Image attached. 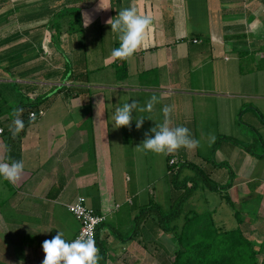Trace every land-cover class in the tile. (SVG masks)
Here are the masks:
<instances>
[{"label": "crops", "instance_id": "0c3cea01", "mask_svg": "<svg viewBox=\"0 0 264 264\" xmlns=\"http://www.w3.org/2000/svg\"><path fill=\"white\" fill-rule=\"evenodd\" d=\"M246 1L204 0L206 23L202 29L191 14L199 0H101V6L107 9L99 7L100 0H0V161L24 163L21 178L14 185L0 181V264H41V244L57 231L72 240L79 223L66 205L79 196L105 217L97 232L102 257L98 264H162L167 251L162 240L167 239L174 250L173 236L156 234L142 221L135 226L134 220L138 206L146 202L147 196L142 193L147 189L149 194L148 177L143 170L139 175L138 161L132 159V170L126 175L124 163H114L116 152L113 158L110 149L101 147L102 136L95 132L94 123L82 126L91 117L87 108H106L103 103L110 106L116 93H126L125 102L136 100L138 108L146 104L145 94L156 95L159 103L174 97L179 102L168 105L177 110L178 120L193 119V108L187 112L188 97L203 99L207 95L197 86L181 89L180 82L187 77L186 71L191 74L192 68L202 66L199 62L204 52L225 66L219 75L227 76L238 90L236 98L229 94L232 88L212 91L220 96L225 93L228 99L222 107L227 109L224 115L218 112L215 117L226 119L225 124L232 121L235 126L236 116L247 102L254 103L262 117L246 120L250 131L243 134L244 139L226 136L225 150L218 147L215 154L222 158L216 165L225 162L229 166L227 196L233 191L235 199H229L238 206L242 220L239 227L255 250H260L258 260L264 259V70L241 71L237 56L241 51H257L255 59L262 54L258 50L264 46V0ZM129 6L140 15L150 16L152 23L142 45L122 59L125 70L119 80L116 68L121 63L110 55L118 40L106 20ZM68 10L79 12L72 13L80 18L78 33L67 29L66 17L60 18L58 30L52 26L55 16ZM82 13L91 17L87 27L83 26ZM85 36H94V40L87 39L88 44L101 45L105 51L88 55ZM230 59L235 62L233 68ZM105 69L111 76L103 75ZM95 72L100 77L89 78ZM246 79L249 88L244 92ZM3 91L10 95H3ZM248 92V100L243 99L247 95L242 94ZM18 93L27 98L28 104L53 97L46 101L48 106L41 102L33 109L40 110L33 122L27 114H20L27 125L13 138L9 133L12 113L23 106ZM183 96L184 103H180ZM54 104L63 106L62 111L67 107V112H62L60 120H40ZM136 118H144V111H139ZM101 163L109 167L103 182ZM121 175L122 190L118 189ZM106 193L113 196L112 206V201L105 205Z\"/></svg>", "mask_w": 264, "mask_h": 264}, {"label": "rangeland", "instance_id": "374dc122", "mask_svg": "<svg viewBox=\"0 0 264 264\" xmlns=\"http://www.w3.org/2000/svg\"><path fill=\"white\" fill-rule=\"evenodd\" d=\"M244 2L246 0H241ZM204 0H199L196 10L194 12H191L193 15L192 18L194 20V23L197 19V23L199 26H201L202 29H205V10H204ZM247 3V1H246ZM263 9V8H262ZM261 9V10H262ZM71 10H68L66 14H63V17H66V21L69 23V21L74 20L75 14L70 13ZM57 17L55 16V19ZM195 18V19H194ZM57 20V19H56ZM193 23V24H194ZM189 24V23H188ZM74 28L77 27V25L73 24L72 25ZM71 27V26H70ZM68 27L67 29L69 30ZM95 29V27H94ZM93 28L89 29L91 31H95ZM81 31V30H79ZM78 31V32H79ZM77 32V33H78ZM96 33V31H95ZM94 33V34H95ZM86 39V52L88 55H93V53L96 52H101L103 50V47L101 45L100 48L99 46H96V44H88L87 39L94 40V36H85ZM82 38V37H81ZM105 50H103L104 52ZM200 57L202 60L199 62L202 64V66H196L195 68H192V73L190 74L189 71L187 72V77H184V81L180 82L182 85L181 89H185V87L191 85L193 87H199L200 89L205 90V95L207 97L201 99L197 97L196 95H189L191 97H188L189 100V109L187 112L191 110V107L194 110V118L190 120H178L177 117V110H174L172 107V112L170 113L169 116V125L172 127H175L177 125H183L187 127L190 130V135L193 139L197 140L199 143L196 147L193 148H178L174 152L170 153L175 155L176 157L181 155L186 159L187 156V161L195 165L200 169V171L212 182L216 183L218 185L225 184V182L228 181L227 176L229 171L224 168V167H217L216 163L220 161L221 156L216 155L215 152H212V156H209V150L211 146L216 143V147H220V149L225 150V147L227 146V141H225L226 136L232 135L234 139H244V133H249L250 130H247V127L245 126V121L246 120H252L253 117H257L258 120H260L262 117H260V113L258 115L257 113V108L254 105V103H245L243 106L244 108L242 109V112L238 113L236 116V125L233 126L232 121H229L225 124V120H219L217 119L218 117H215L218 112H222L224 115L225 110L222 109L223 106H225V101H228L225 97V93L222 94L221 96L217 94L215 91L217 88L221 87L224 90H229L228 88H232L234 91H229V94H234V98H236L238 94L237 88H233L235 86L234 82H230L226 76V78H222L219 73L225 69L224 65H221L214 56L210 54H204ZM218 62V63H217ZM198 63V62H197ZM196 65V64H195ZM229 65L233 68L235 65V62L230 59ZM244 66L249 69L252 67V65H248L246 62L244 63ZM244 67V68H245ZM108 69H105L106 73H103L105 76L106 74L110 75V72H108ZM190 75V76H189ZM199 75L202 77L200 78ZM93 77H100L97 72H95L93 75L89 74V78ZM107 77V76H106ZM101 79V78H100ZM186 80V81H185ZM246 84H245V91L246 89L248 90L249 84L248 79H246ZM188 83V84H187ZM184 91V90H183ZM242 92V93H244ZM94 92L93 90L90 91V95H92ZM212 93V94H211ZM183 94V93H182ZM250 93H245L242 95H247L246 97H243V99L248 100V95ZM3 95L9 96L10 92L9 91H3ZM154 94H145L144 95V100L147 102L148 99ZM184 95V94H183ZM219 95V96H218ZM241 95V94H240ZM19 98H21V103L22 105H27L28 101L27 98H25L24 95H20L18 93ZM188 96V95H185ZM213 96V97H211ZM45 97V96H44ZM53 96L43 99L41 102L44 103V106L47 105V102H49L52 99ZM126 98V93H116V98L113 99L111 102V105L108 106V104L103 103V107L106 108H101V109H92L87 108L88 111H90V116L87 118L86 123L82 127H89L90 124L93 122L95 126V132H99V135L102 136L101 138V144L102 148L105 150L110 149V152L112 153V156L114 158V153L116 152V155H118V158L114 160V163L118 161V163L122 162L125 165V170L126 175H129V171L132 170L130 167L131 164L129 163L130 159L132 160H137L138 168L136 169L139 170V175L141 176L142 170L144 171L143 175L146 174L148 177V182L150 183L149 186V194L147 192V189L144 190L142 193V196L145 194L147 198H152L157 204H160V206L164 209L167 210L169 208V204L172 202V198L174 196V190H172L171 187H169V181L168 177L165 176V154H157L153 152H146L143 150L142 147L139 145L141 142L144 140L145 135H151L149 132V129L153 127L158 123H162L164 120V116L161 112V108L164 105H168L169 102H179V100L175 99L174 97L169 98L165 101H161V103H154L153 107L151 110H145L144 111V120L139 129L136 128L135 126V121H130V124L128 126H121L119 128H114L112 126V112L115 109V107L119 106L120 104H123L125 102ZM184 96L182 97L180 103H184ZM232 101L231 99H229ZM47 101V102H46ZM100 102H104L103 100H100ZM90 106V105H89ZM173 106V105H172ZM184 106V105H183ZM63 107V106H61ZM61 107H58L56 104L52 105L51 108H47L44 116L40 120H60V117L63 116L62 112H67V107L66 111H62ZM111 107V108H110ZM182 108V107H181ZM23 113H28V107L24 106ZM184 109V108H183ZM261 109V108H260ZM185 110V109H184ZM263 115V120H264V110H261ZM139 111H135V119H137V113ZM26 113V114H27ZM66 113H64L65 115ZM176 117L174 118L173 115ZM223 117V116H221ZM224 118V117H223ZM257 118H254L257 120ZM181 119V117H180ZM242 124V125H241ZM94 128H92L93 131ZM233 133V134H232ZM253 133V132H252ZM103 134L106 138V141L104 140L105 138L103 137ZM254 134V133H253ZM241 135V136H240ZM252 136V134H251ZM259 142V141H258ZM257 143V142H256ZM261 147V146H259ZM257 151V150H256ZM260 150H258L256 153H258ZM177 154V155H176ZM225 159V158H224ZM106 160V159H103ZM225 161V160H223ZM102 162V161H101ZM103 163V162H102ZM101 163V169L100 174L102 177L100 178L103 182V178L105 176V173L107 171L108 164L105 166H102ZM113 163V164H114ZM225 163V162H224ZM104 164V163H103ZM134 168V166H133ZM142 168V169H141ZM212 172V174H210ZM231 175V174H230ZM229 177V176H228ZM144 178V177H143ZM117 179V177H116ZM119 181V188L121 190L123 189L122 183L124 182V176H119L118 177ZM143 182V180H141ZM101 183V182H100ZM144 183V182H143ZM232 190V189H231ZM124 191V190H123ZM233 192V191H232ZM230 191L229 193V198L232 200L234 194ZM125 193V192H124ZM152 194V197L150 196ZM107 195V203L105 205H110L111 204V196L110 194L106 193ZM106 197V196H103ZM113 197V196H112ZM118 197V195H117ZM147 198L145 201H147ZM75 200V199H74ZM73 200V201H74ZM72 201V202H73ZM228 203L224 199H219V195L216 194L215 192H211L205 189H197L195 193L192 195V197L182 206V211L183 213L186 212L189 209H194L197 212H202L206 210H213V218L220 223L224 227H234L236 226V221L233 216V211L231 208L227 205ZM236 204V203H235ZM85 205L88 207H91V204L88 200L85 201ZM113 205V201L111 206ZM237 205V204H236ZM126 208V207H124ZM238 208V207H237ZM123 210V208L121 209ZM180 220H177V223H179ZM169 237V236H168ZM167 237V238H168ZM170 239V238H169ZM164 245L167 248V251H165L164 257L172 252V247L170 246L169 242L167 239H163ZM154 249H151L153 251Z\"/></svg>", "mask_w": 264, "mask_h": 264}, {"label": "trees", "instance_id": "16d2710c", "mask_svg": "<svg viewBox=\"0 0 264 264\" xmlns=\"http://www.w3.org/2000/svg\"><path fill=\"white\" fill-rule=\"evenodd\" d=\"M70 13H75L77 15L79 12L78 10H71ZM63 16V14H58L57 20L52 24L56 30L59 29V21ZM79 23L80 18L78 17L69 21L68 26H71L69 28L70 32H78L79 27L77 26L74 28L72 25H79ZM234 37L238 38L239 36ZM258 51L262 53L258 59L254 58L255 52L257 51H241L237 53L241 71H248L244 66L245 62L248 65H252V67H250L251 70H264V46ZM117 60L121 63L120 66L116 68V73L119 75L118 79L120 80L124 77L125 62L121 59ZM65 95L68 96L67 94ZM44 99H46V97ZM40 103L41 102L37 100V102L22 106V108H24V106L28 107V113L26 112L28 120H30L29 114L31 112L35 113L36 116L40 112V110L33 111ZM22 118L24 119V117ZM30 122L33 121L31 120ZM26 125L27 124H25V126ZM233 143L237 144L235 141H233ZM244 148L250 152L249 147L244 146ZM216 149V143H214L209 150V156H212V152H215ZM172 159L174 161L170 163L169 161ZM164 166L165 176L168 177L170 184L169 187H171L175 193L172 202L169 204V208L164 210L160 204H157L152 198L148 197L147 201L139 205L134 213V220L136 221L135 226H138L142 221L148 225L150 231L156 234L164 232L173 236L175 248L168 256L166 255L163 258L162 264H264V259L258 260L260 250H255L252 242L248 240L239 227L242 220L239 218L238 206L230 201L227 196L230 180L227 181L225 185L212 183L198 167L187 161L182 155L181 157L178 156L173 158V154H167L165 156ZM216 166L219 168L224 167L229 171V166L225 163H220ZM198 188L215 192L219 195L220 199H224L233 211L237 226L224 227L222 223L213 218L212 210L197 212L194 209H189L183 213L182 206L192 197ZM150 196L152 197V194ZM85 206L91 209L94 214L104 217V215L96 212L92 204L91 207ZM177 220H180V222L177 223ZM104 221L105 217L95 232L97 247L98 228ZM98 257L101 261L102 257L100 252Z\"/></svg>", "mask_w": 264, "mask_h": 264}, {"label": "clouds", "instance_id": "9594fccd", "mask_svg": "<svg viewBox=\"0 0 264 264\" xmlns=\"http://www.w3.org/2000/svg\"><path fill=\"white\" fill-rule=\"evenodd\" d=\"M99 7H102L101 0ZM83 26L87 27L92 21L86 13H82ZM152 23V18L148 15L138 14L135 7L129 6L121 8L114 17L106 20V24L110 25L111 32L116 34L118 47L111 50L110 55L114 59H125L131 56L143 43L145 31ZM158 97L152 95L142 108H138V102L132 100L131 103L124 102L115 107L112 112V126L119 128L128 126L130 121H135V126L139 129L144 118L133 119L135 111L151 110L154 103H158ZM22 108H15L12 113L10 135L15 138L25 127L24 121L20 114ZM164 116L162 123H158L149 129L151 135H145L144 140L139 145L146 152L157 154H169L178 148H193L198 145V141L190 135V130L183 126L177 125L172 127L169 125V116L172 112L171 105H164L161 108ZM30 120H35V113L29 114ZM24 170L22 160L11 159L10 161H0V181H7L15 184L20 178ZM44 258L41 264H98V249L92 237H77L72 240H66L64 234L57 231L51 239H46L41 244Z\"/></svg>", "mask_w": 264, "mask_h": 264}, {"label": "built area", "instance_id": "2783aa9c", "mask_svg": "<svg viewBox=\"0 0 264 264\" xmlns=\"http://www.w3.org/2000/svg\"><path fill=\"white\" fill-rule=\"evenodd\" d=\"M173 161L174 160L172 159L169 162L172 163ZM66 208H67V211L73 216V218L79 223V230L73 239L77 237H89L90 236L95 241L96 229L101 224V222L104 220V217L94 214L91 209L87 208L84 205V198L80 196L75 198L73 202L66 205ZM95 245H96V242H95ZM98 255H99V250H98ZM98 262H99V259H98Z\"/></svg>", "mask_w": 264, "mask_h": 264}]
</instances>
